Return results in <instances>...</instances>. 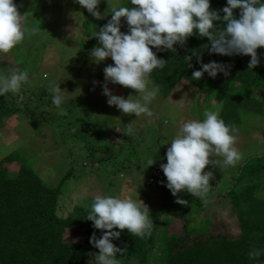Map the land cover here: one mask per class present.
Returning <instances> with one entry per match:
<instances>
[{"label": "rangeland", "instance_id": "obj_1", "mask_svg": "<svg viewBox=\"0 0 264 264\" xmlns=\"http://www.w3.org/2000/svg\"><path fill=\"white\" fill-rule=\"evenodd\" d=\"M26 1L28 22L40 30L26 36L12 52L0 53V76H7L15 68L29 71L28 83L15 92L22 93L21 104L6 100V106L17 110L0 120V159L20 148L22 156L48 185L62 183L58 202L61 216H67L78 205L91 206L97 195H112L143 201L152 213L167 207L161 225L169 232L179 231L184 225H209L208 219L213 218L212 231L237 235L239 223L225 189L229 191L230 181L250 155L264 153V119L248 122L247 115L242 114L243 125L235 126V147L241 159L226 167L222 157H210L217 164H210L204 171H213L216 184L210 181L209 192L203 198L183 191L173 196L160 167L167 163L170 141L183 123L202 120L205 109L221 114L222 101L218 97L209 101L196 86L183 81L169 97L157 93L149 105L154 113L150 120L124 114L109 106L103 94L104 68L114 65V61L109 57L96 63L90 54L100 46L94 34L111 19V7L124 5L125 0H101L98 10L104 19L99 20L74 0ZM121 31H129L122 20ZM82 70L86 79L80 83L75 72L84 73ZM58 85L69 96L62 108L53 105L50 96V90ZM107 86L114 95L140 98L134 89L112 83ZM154 87L150 80L149 88ZM131 122L133 134L126 135ZM116 138H121L119 143ZM149 160L155 162L150 166ZM177 198L191 203L189 213H184L185 206L178 204ZM83 234L82 229L71 228L65 238L82 240ZM94 254L98 253H87L86 264Z\"/></svg>", "mask_w": 264, "mask_h": 264}, {"label": "trees", "instance_id": "obj_2", "mask_svg": "<svg viewBox=\"0 0 264 264\" xmlns=\"http://www.w3.org/2000/svg\"><path fill=\"white\" fill-rule=\"evenodd\" d=\"M15 2L25 14L27 1ZM124 5L132 7L130 0H125ZM226 6L227 0H210V10L219 11L221 16ZM240 11L234 10L236 18ZM123 22L127 24L126 18H122ZM214 25V30L219 31L226 22L220 20ZM174 47L175 52L153 48L158 58L167 61L163 70H155L149 78L162 98L169 97L185 81L196 86L209 101L217 97L222 101L220 117L228 125H243L242 114L247 115L248 122L264 119L260 117L264 114V47L257 49L261 63L254 69L249 68L250 56L210 53L211 41L198 33L188 37L184 45ZM201 61L223 64L228 74L212 78L205 73L200 80H193L192 73L201 69ZM79 73L75 72V76L81 83L86 73ZM20 95L10 92L0 97V120L17 110L6 106V100L20 105ZM120 139L116 138V142ZM230 182L224 195L239 223L237 235L212 231L213 218L208 219L209 225H184L179 231L169 232L161 225L163 214L169 211L166 207L149 212L153 221L151 236L136 237L125 229L119 240H113L118 247L127 249L123 255L117 254L118 264H264V256L255 261L248 257L251 249H264V153L250 155ZM61 187L62 183L48 185L22 156L20 148L0 159V264H86L88 252H99L90 238L94 233L100 238L106 230L95 229L94 222L87 219L90 206L78 205L67 216L59 215ZM190 206L191 203L183 208L184 213L190 212ZM71 228L83 230L82 240L65 238Z\"/></svg>", "mask_w": 264, "mask_h": 264}, {"label": "clouds", "instance_id": "obj_3", "mask_svg": "<svg viewBox=\"0 0 264 264\" xmlns=\"http://www.w3.org/2000/svg\"><path fill=\"white\" fill-rule=\"evenodd\" d=\"M96 19H104L98 10L101 0H74ZM132 7L112 6L111 19L94 36L99 37V45L91 51L94 62L100 63L111 57L114 65L104 68L105 82L103 94L109 106H115L126 115L151 119L154 116L149 105L156 98L158 87L149 88L150 76L155 70H163L167 61L158 58L153 48L176 51L177 44L184 45L194 33L208 37L211 41L210 53L232 56H250L249 68L260 63L257 49L264 47V0H227L220 15L210 10V0H130ZM240 9L239 18L234 10ZM126 18L129 31H121V20ZM223 20L226 27L214 30V22ZM40 29L28 22L15 0H0V53L12 52L28 35ZM189 61L191 57H187ZM191 66V65H190ZM207 73L215 78L219 73L228 74L226 66L216 61L202 63L201 69L192 73L193 80H200ZM29 81V71L11 69L7 76H0V97L18 92ZM108 83L119 84L138 92L139 99L114 95ZM52 104L57 108L67 102L68 91L60 85L53 87ZM204 118L183 123L175 138L167 148V163L160 167L167 178L166 187L173 196L183 192L193 197L203 198L214 180L213 171L205 172L210 164L222 157L224 166H234L241 153L235 147L237 129L225 123L219 111L205 109ZM133 123L128 125L126 135L133 134ZM155 161L149 160L151 166ZM178 204L188 206L189 201L177 198ZM149 208L132 198L112 195H97L90 206L87 219L93 221L95 229L106 230L100 238L95 233L90 243L99 250L90 264H118L117 254L123 255L127 249L113 243L119 240L127 229L136 237L151 236L153 221ZM119 229L120 231H116ZM264 256V249L253 248L248 252L250 260Z\"/></svg>", "mask_w": 264, "mask_h": 264}]
</instances>
